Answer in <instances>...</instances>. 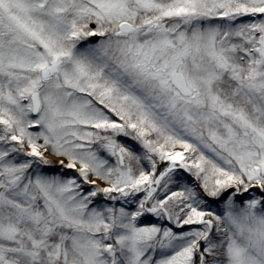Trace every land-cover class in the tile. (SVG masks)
Masks as SVG:
<instances>
[{"label":"snow or ice","instance_id":"obj_1","mask_svg":"<svg viewBox=\"0 0 264 264\" xmlns=\"http://www.w3.org/2000/svg\"><path fill=\"white\" fill-rule=\"evenodd\" d=\"M0 264H264V0H0Z\"/></svg>","mask_w":264,"mask_h":264}]
</instances>
